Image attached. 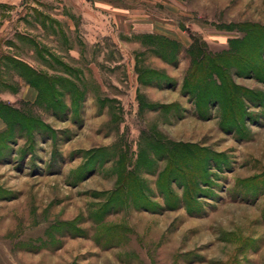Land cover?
<instances>
[{
	"label": "rangeland",
	"instance_id": "1",
	"mask_svg": "<svg viewBox=\"0 0 264 264\" xmlns=\"http://www.w3.org/2000/svg\"><path fill=\"white\" fill-rule=\"evenodd\" d=\"M0 264H264V0H0Z\"/></svg>",
	"mask_w": 264,
	"mask_h": 264
},
{
	"label": "bare ground",
	"instance_id": "2",
	"mask_svg": "<svg viewBox=\"0 0 264 264\" xmlns=\"http://www.w3.org/2000/svg\"><path fill=\"white\" fill-rule=\"evenodd\" d=\"M81 217V216H80Z\"/></svg>",
	"mask_w": 264,
	"mask_h": 264
}]
</instances>
